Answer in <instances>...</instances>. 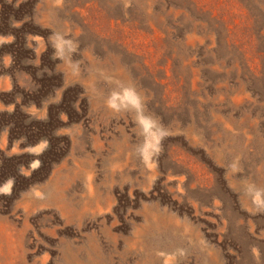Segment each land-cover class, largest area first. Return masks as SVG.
<instances>
[{"label": "rangeland", "instance_id": "obj_1", "mask_svg": "<svg viewBox=\"0 0 264 264\" xmlns=\"http://www.w3.org/2000/svg\"><path fill=\"white\" fill-rule=\"evenodd\" d=\"M0 264H264V0H0Z\"/></svg>", "mask_w": 264, "mask_h": 264}]
</instances>
